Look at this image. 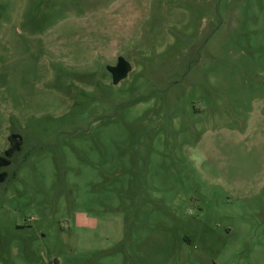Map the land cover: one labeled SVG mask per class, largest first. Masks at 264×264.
<instances>
[{"label": "rangeland", "instance_id": "374dc122", "mask_svg": "<svg viewBox=\"0 0 264 264\" xmlns=\"http://www.w3.org/2000/svg\"><path fill=\"white\" fill-rule=\"evenodd\" d=\"M13 133L0 264H264V0H0Z\"/></svg>", "mask_w": 264, "mask_h": 264}, {"label": "trees", "instance_id": "16d2710c", "mask_svg": "<svg viewBox=\"0 0 264 264\" xmlns=\"http://www.w3.org/2000/svg\"><path fill=\"white\" fill-rule=\"evenodd\" d=\"M109 71L113 75L114 84H119L128 77L132 71V66L126 58L119 57L117 64L113 67H109ZM9 142V148L5 151L4 155L0 157V168H5L11 165L12 158L21 151L23 145L21 136L16 133L9 136ZM3 177L4 174L0 175V180H2Z\"/></svg>", "mask_w": 264, "mask_h": 264}]
</instances>
